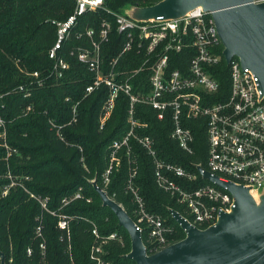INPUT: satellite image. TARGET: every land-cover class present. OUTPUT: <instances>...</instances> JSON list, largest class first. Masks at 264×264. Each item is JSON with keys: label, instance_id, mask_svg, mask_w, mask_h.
<instances>
[{"label": "trees", "instance_id": "obj_1", "mask_svg": "<svg viewBox=\"0 0 264 264\" xmlns=\"http://www.w3.org/2000/svg\"><path fill=\"white\" fill-rule=\"evenodd\" d=\"M151 3V0H104L105 7L116 12L130 5ZM74 6V0H0V116L9 146V155L7 149L0 146V251L5 264H95L91 257L95 243L93 228L101 238L116 233L115 239L103 245L105 261L135 264L125 257L130 251L126 230L118 224L111 209L102 205L90 182L95 179L135 220L132 195L127 191L132 166L136 168L133 186L143 199L145 209L161 216L172 228L169 241H178L185 235L170 214V209L184 214L182 205L157 186L153 160L134 137L119 149L120 160L113 166L109 182L103 183L101 175L109 164L110 146L130 129L129 99L120 93L109 118L100 128L99 117L108 88L101 85L86 94L85 88L93 81L94 73L78 61L75 52L79 46L90 45L86 30L98 31L104 19L111 21L108 41L101 48L105 65L120 53L126 37L117 32L106 12L83 13L58 51L67 68L62 70L61 76L55 75L54 62L48 57L56 38L55 22L66 20ZM221 50L222 47L219 48L218 70L213 76L226 95L229 75ZM186 53L187 50L172 53L170 62L174 63L170 68L186 64ZM143 56L142 51L132 49L119 57L116 69L129 73L141 65ZM34 71L39 78L31 76ZM148 74L141 70L129 77L135 93L149 91ZM37 79H42L43 84L38 85ZM75 104L77 120L71 122ZM134 117L145 124L136 126L134 133L153 138L161 159L183 166L192 161L206 163L204 119L188 122L195 147V153L190 155L170 138L172 122L169 118L159 120L155 110L140 103L135 105ZM131 158L133 163H129ZM8 173L16 184L3 196V188L11 182ZM76 193L80 197L63 204L64 198L70 199ZM43 197L47 198L46 209L38 201ZM59 214L68 219L69 240L57 226ZM38 226L40 235L36 230ZM141 239L145 243L146 231L141 232Z\"/></svg>", "mask_w": 264, "mask_h": 264}, {"label": "built area", "instance_id": "obj_2", "mask_svg": "<svg viewBox=\"0 0 264 264\" xmlns=\"http://www.w3.org/2000/svg\"><path fill=\"white\" fill-rule=\"evenodd\" d=\"M74 1L71 15L64 21L55 22L56 38L48 51V57L54 62L55 75L61 76L62 70L67 68L58 51L69 37L70 29L75 26L77 18L83 13L100 10L106 12L113 19L117 32L125 34L126 37L120 53L105 65L101 48L108 41L111 21L104 19L98 31L93 28L86 30L90 45L79 46L75 52L78 61L86 64L94 73L93 81L85 88L86 94L101 85L108 88V96L99 117L100 128H103L109 118L119 94L123 93L129 99L127 121L130 129L121 140L113 141L110 146L109 164L101 175L104 185L109 182L113 166L120 160L119 149L127 146L129 138L134 137L153 160L157 186L176 197L183 207L184 214L180 215L199 229L214 224L221 212H229L234 207L232 195L225 188L207 179L205 172L216 176L219 181L241 185L249 189L252 195L259 194L264 187V93L259 88L257 76L249 68L243 67L236 56L230 62H225L229 75L226 95L220 88L213 75L217 72L221 60L220 47L224 58L223 45L211 13L201 7H195L177 18L137 20L126 13L129 6L124 7L122 12H116L105 7L104 0ZM151 1L150 5L160 0ZM132 49L143 52L141 65L129 73L117 70L119 57ZM183 50H187L186 64L170 68L174 63L170 62V55ZM141 70L149 72L150 89L148 92L135 93L129 77ZM31 76L39 78L37 71L32 72ZM36 81L38 85L43 84L42 79ZM220 96L223 97L219 98ZM138 103L155 110L159 120L169 118L172 122L170 138L190 155L195 153V147L193 131L188 122L190 119H204L206 163L203 165L201 161H192L183 166L161 159L157 155L153 138L133 131L136 126H145L134 117V108ZM76 120L75 104L72 107L71 122ZM57 134L62 138L59 132ZM0 146L7 149L9 155L6 128L1 116ZM79 149L82 151L81 147ZM130 162L133 163L134 160L131 158ZM135 173L136 168L132 166L127 184V191L131 193L134 203L135 220H132L140 233L146 231L144 245L146 253L150 255L173 243L168 239L172 228L164 223L161 216L145 209L143 199L133 186L132 178ZM7 176L11 179L9 173ZM92 181L93 179L90 180ZM15 184L11 179L1 194L5 196L9 187ZM78 197L80 194L76 193L70 199L64 198L63 204ZM38 201L41 207L46 209L47 198H38ZM57 226L69 240V225L65 215H58ZM36 230L40 235V226ZM92 234L95 243L91 247V257L95 264H111L102 257L103 245L109 239H115L116 233L101 238L97 229L93 228ZM40 247L44 250L43 243ZM27 254H31L30 248L27 249Z\"/></svg>", "mask_w": 264, "mask_h": 264}, {"label": "water", "instance_id": "obj_3", "mask_svg": "<svg viewBox=\"0 0 264 264\" xmlns=\"http://www.w3.org/2000/svg\"><path fill=\"white\" fill-rule=\"evenodd\" d=\"M195 7L209 11L223 45L225 62L236 56L243 67L258 78L264 93V0H160L149 6H129L127 14L137 20L181 17ZM204 176L225 188L234 198V207L221 212L216 222L199 229L178 211L171 216L182 228V239L148 255L134 221L124 208L96 180L91 182L103 206L111 209L130 239L125 255L135 264H264V187L252 195L249 189L219 181L208 172ZM0 264H5L0 251Z\"/></svg>", "mask_w": 264, "mask_h": 264}, {"label": "rangeland", "instance_id": "obj_4", "mask_svg": "<svg viewBox=\"0 0 264 264\" xmlns=\"http://www.w3.org/2000/svg\"><path fill=\"white\" fill-rule=\"evenodd\" d=\"M58 22V21H57Z\"/></svg>", "mask_w": 264, "mask_h": 264}]
</instances>
